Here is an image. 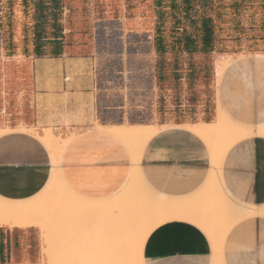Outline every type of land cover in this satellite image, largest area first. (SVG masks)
Segmentation results:
<instances>
[{
    "label": "crops",
    "instance_id": "1",
    "mask_svg": "<svg viewBox=\"0 0 264 264\" xmlns=\"http://www.w3.org/2000/svg\"><path fill=\"white\" fill-rule=\"evenodd\" d=\"M126 1L0 0V128L12 129L0 135L2 197L34 196L52 171L48 148L22 125L74 133L61 155L63 177L78 194L100 199L117 192L131 168L126 145L100 126L160 127L144 147L142 172L158 192L185 198L203 187L212 167L206 143L185 125L215 121L219 102L239 121L264 123V0H130L132 8ZM117 17L124 29L155 36L150 122L95 112L94 22ZM231 54L218 82L217 59ZM221 171L234 197L264 204V136L234 143ZM100 224L104 229V219ZM93 243L103 245L99 257L89 251ZM221 256L224 264H264V215L232 225ZM215 257L202 227L174 217L152 229L140 260L212 264ZM98 262L104 264V240L91 235L59 233L48 241L39 226L0 225V264Z\"/></svg>",
    "mask_w": 264,
    "mask_h": 264
},
{
    "label": "bare ground",
    "instance_id": "2",
    "mask_svg": "<svg viewBox=\"0 0 264 264\" xmlns=\"http://www.w3.org/2000/svg\"><path fill=\"white\" fill-rule=\"evenodd\" d=\"M232 56L221 55L217 59L218 82L234 60ZM185 126L204 140L212 162L210 174L199 191L185 198H176L154 189L142 172L141 156L146 143L160 127L125 123L100 126L126 145L131 168L117 192L96 199L78 194L63 177L61 155L74 133L63 135L52 126L36 130L22 125L18 129L29 131L44 142L53 167L47 183L34 196L18 200L0 195V225H36L48 241L59 233L91 235L93 241L104 240V264H141L142 246L152 229L167 219L186 218L197 223L210 236L216 255L212 264H224L221 250L228 230L245 217L264 215V204L244 203L234 197L223 185L222 162L230 147L240 139L264 136V123L239 121L219 102L215 121ZM9 130L12 129L0 128V135ZM103 219L104 229L100 224ZM102 246L93 243L89 251L99 257Z\"/></svg>",
    "mask_w": 264,
    "mask_h": 264
},
{
    "label": "built area",
    "instance_id": "3",
    "mask_svg": "<svg viewBox=\"0 0 264 264\" xmlns=\"http://www.w3.org/2000/svg\"><path fill=\"white\" fill-rule=\"evenodd\" d=\"M93 39L96 114L99 117H150L157 98L154 34L126 30L117 17L96 20Z\"/></svg>",
    "mask_w": 264,
    "mask_h": 264
},
{
    "label": "rangeland",
    "instance_id": "4",
    "mask_svg": "<svg viewBox=\"0 0 264 264\" xmlns=\"http://www.w3.org/2000/svg\"><path fill=\"white\" fill-rule=\"evenodd\" d=\"M126 4L128 5L129 8H132V3L130 0H127L126 1ZM116 15H118V12L116 13ZM131 26V25H129ZM127 121H131V122H150L151 121V117H146V118H137V117H131V118H128V117H125ZM124 118V119H125ZM98 120V119H96Z\"/></svg>",
    "mask_w": 264,
    "mask_h": 264
}]
</instances>
